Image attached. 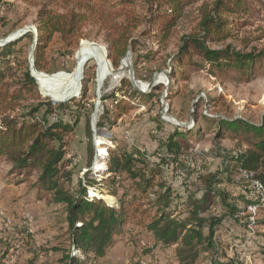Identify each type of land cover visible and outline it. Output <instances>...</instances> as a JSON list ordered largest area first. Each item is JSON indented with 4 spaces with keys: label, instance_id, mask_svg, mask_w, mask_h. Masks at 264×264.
I'll return each mask as SVG.
<instances>
[{
    "label": "trees",
    "instance_id": "16d2710c",
    "mask_svg": "<svg viewBox=\"0 0 264 264\" xmlns=\"http://www.w3.org/2000/svg\"><path fill=\"white\" fill-rule=\"evenodd\" d=\"M23 1L36 8L37 43L33 54L34 67L39 71H47L46 52L55 35L68 45L91 24L105 32V44L114 67L129 51L134 56L136 68L143 60L153 59L158 51L147 47L141 51L137 48L144 45L140 39L165 47L182 22H188L190 29L179 36L176 50L169 57L170 77L182 74L186 66L205 69L204 65L193 61L195 56L209 64L210 74L213 70L224 78L235 74L234 78L241 81L251 79L257 66L264 64L263 50L243 51L228 42L240 29L251 24L255 13L263 11L262 7H255L253 0ZM24 39L31 43L33 33L27 32L0 46V163L10 164L6 172L15 182H27L33 177L30 186L37 194L46 195L54 204L64 206V223L71 245L70 252L62 257L64 264H85L86 261L96 264L131 218L144 225L156 244L173 248L175 264H200L204 254L215 253V226L222 218L206 213L217 195L224 202L229 198L223 192H216V175L198 176L203 185L200 197L179 192L161 179L164 163H177L180 158L188 159L195 153L191 141L196 142L200 133L195 135L190 129L161 126L158 136L161 154L157 163L149 161L140 149L117 147L108 153L104 171L87 176L85 181L79 180L75 187H70L74 171L71 168L73 159L66 153L68 137L81 122L86 105L75 98L57 104L44 101L29 71L23 50ZM89 69L86 64L83 94L88 90ZM187 78L184 74L181 80ZM120 88L125 89L123 99L115 93L101 97L103 101L108 97L113 99L119 116L133 109L135 101L147 102L154 96L153 92L142 94L135 90L125 79ZM102 108L104 115L109 108L104 105ZM65 110L73 116L72 120L63 117ZM92 110L89 106L85 113L84 130L90 141L87 164L95 154L91 142L93 130L89 124ZM205 116L202 117L204 120L215 124L216 138L229 136L236 142V153L226 156L229 164H233L238 172L252 173V177L264 185V122L259 125L242 118L217 117L212 120ZM96 125H104L101 116ZM203 125L206 130H211L206 123ZM166 157L170 159L166 160ZM181 170L186 178L196 174L191 165H185ZM125 181L128 183L122 188ZM246 182L249 193V182ZM91 190L95 194L91 195ZM97 193L100 194L97 196ZM104 194L115 197V202L108 204L107 199L99 198ZM233 200L240 201L243 207L237 210L227 204L232 214L246 211L250 204L264 209L259 199L249 197L245 192ZM183 207L187 208V213H179L178 209ZM210 264L217 263L212 259Z\"/></svg>",
    "mask_w": 264,
    "mask_h": 264
},
{
    "label": "rangeland",
    "instance_id": "374dc122",
    "mask_svg": "<svg viewBox=\"0 0 264 264\" xmlns=\"http://www.w3.org/2000/svg\"><path fill=\"white\" fill-rule=\"evenodd\" d=\"M253 1H256L255 7L257 5L262 7L263 11L255 13L251 18V24L240 29L228 42L243 51L252 49L256 52L264 51V0ZM35 14L36 8L23 0H0V39L26 26L35 27ZM189 29L188 22L180 23L165 47H159L141 38L144 45L140 44L138 49L144 51L147 47L158 52L153 59L139 63L138 68L135 67L134 56L130 51L128 52L129 67L121 73L117 72L121 63L114 67L111 59L108 58L113 72L111 71L105 77L100 90L96 85L95 61L91 59L86 63L90 68L86 78L88 90L86 94L80 91V94L75 97V100H81L86 106L81 122L74 133L68 137L69 145L66 148L67 156L71 155L73 159L71 168L74 171V178L70 187H75L79 180L85 181L87 176H96L104 171L108 153L115 151L117 147L140 149L146 153L149 161L157 163L160 158L158 155L161 154L158 146L159 127L169 125L190 129L195 135L200 133L196 142L191 141L195 153L188 159L180 158L177 163L172 161L168 164L164 163L161 179L179 192L188 195L196 194L200 197L203 185L199 182L198 176L216 175L218 179L214 184L216 192H223L229 197L224 202L217 195L214 204L206 213V215L222 219L215 226L216 252L204 254L200 264H210L212 259H215L217 264H264L262 251L264 249V209L257 208L253 220H251L252 213L248 209L235 214L229 212L228 205L234 206L237 210L243 207L240 201L233 200L234 197L244 192L249 195L244 176L226 159V156L236 153V142L228 138L229 136L223 139L216 138L215 124L202 118L203 115L212 120L217 117L229 120L242 118L254 124H262L264 122V64L257 66L258 69L251 79L241 81L234 78L235 74H229L227 78L215 70L213 74H210L209 64L195 56L193 61L198 65H204L205 69L198 66L191 69L186 66L182 74H174L170 77L169 57L176 50L179 36ZM83 41L103 46L109 56L105 44V32L98 25L91 24L68 45L55 35L46 52L47 71L42 72L46 74L72 72L75 67L76 52ZM23 42L25 43L23 50L29 65L32 42L29 43L27 39ZM127 72H132L136 81L147 85L143 89L144 92L131 83ZM184 74L188 75V78L181 80ZM124 79L142 94L153 92L154 96L147 102L133 103L131 101L134 108L119 116L112 104L113 99L108 97L103 101L101 97L115 93L117 97L123 99L125 89L120 86ZM152 82L155 83L152 85ZM36 85L44 101L52 102L50 97L41 93L37 82ZM157 88L159 90H156ZM103 105L109 108L104 115L102 114ZM89 106L93 109L89 114L90 127L93 130V115L94 127L99 130V133H95L94 130L92 132L91 142L95 154L91 163L87 164L90 141L84 128L87 122L85 113ZM63 113L66 120H72L73 116L67 110ZM100 116L104 121L102 127L96 125ZM203 123L210 126L211 130H206ZM167 159L170 157H166ZM185 165L193 166L196 174L186 178L185 172L181 170ZM9 167L10 164L7 162L0 163V264H64L62 257L71 250L67 225L64 223V206L54 204L46 195L37 194L36 190L30 186L33 177L27 182H15L11 176L7 175L6 171ZM127 183L125 181L122 188L126 187ZM93 194L95 193L91 190V195ZM99 194L97 193V196ZM104 195L109 196L106 200L108 204L115 202V197L110 194ZM178 211L185 213L187 208H179ZM247 221L250 222L247 223ZM73 252L83 257L78 252ZM91 262L86 261L85 264H91ZM134 262L175 264L173 248L156 244L144 225L138 224L131 218L115 237L113 244L107 248L106 255L97 259L96 264Z\"/></svg>",
    "mask_w": 264,
    "mask_h": 264
},
{
    "label": "bare ground",
    "instance_id": "6f19581e",
    "mask_svg": "<svg viewBox=\"0 0 264 264\" xmlns=\"http://www.w3.org/2000/svg\"><path fill=\"white\" fill-rule=\"evenodd\" d=\"M106 54V49L103 46L90 41H83L76 52L75 67L72 72L68 73L62 71L56 74H46L35 69L33 73L36 78V82L40 87L41 93L44 96L57 101H67L75 98L78 94H80L84 66L91 59L95 61V65L97 66L96 85L100 90L105 77L112 71V66L109 60H107ZM129 62L130 55L127 54L122 60L120 70L117 72L121 73L123 72L122 70L128 68ZM127 75H129L130 78L132 76L130 72H127ZM133 84L139 89H144L147 86L135 79L133 80ZM99 198L107 199L105 195H101Z\"/></svg>",
    "mask_w": 264,
    "mask_h": 264
},
{
    "label": "water",
    "instance_id": "95a60500",
    "mask_svg": "<svg viewBox=\"0 0 264 264\" xmlns=\"http://www.w3.org/2000/svg\"><path fill=\"white\" fill-rule=\"evenodd\" d=\"M27 32H31V33H33V41H32V44H31V52H30V54H29V71H30L31 76H32V77L35 79V81H36V78H35L34 73H33V71L36 69V68L34 67V54H33L34 48H35L36 43H37V29H36V27H34V26H26V27H24V28H22V29H20V30H18V31H16V32H14L13 34H11V35H9V36H6V37H4V38H2V39H0V46H3V45H5V44H7V43H10V42H12V41H14V40L20 38L21 36H23V35L26 34ZM127 54H129V53H127ZM106 57H107V60H109V59H108L109 56H108L107 54H106ZM125 57H126V56H125ZM125 57H123V58H125ZM123 58L121 59L120 63H122ZM120 68H121V64H120V67H119L118 70H120ZM131 73H132V72H131ZM130 80H131V83H133L134 77L131 76ZM154 83H155V82H152L151 84L153 85ZM81 88H82V86L80 87V91H81ZM136 88H137V87H136ZM137 89L140 90V91H142V92H144L143 89H139V88H137ZM50 99H51L52 102H54V103H56V102H64V101H57V100H54V99H52V98H50ZM94 120H95V117L93 116V120H92V123H93V130H94L95 133H99V130H96L95 127H94ZM175 124L178 125V123H175Z\"/></svg>",
    "mask_w": 264,
    "mask_h": 264
},
{
    "label": "built area",
    "instance_id": "2783aa9c",
    "mask_svg": "<svg viewBox=\"0 0 264 264\" xmlns=\"http://www.w3.org/2000/svg\"><path fill=\"white\" fill-rule=\"evenodd\" d=\"M244 178L249 182V197L259 199L260 202H264V185L258 180L252 177V173H247L245 171L241 172ZM256 204H251L247 209L252 213L251 220L254 219V215L257 210ZM250 222V221H249ZM252 222V221H251ZM251 224V223H250Z\"/></svg>",
    "mask_w": 264,
    "mask_h": 264
},
{
    "label": "crops",
    "instance_id": "0c3cea01",
    "mask_svg": "<svg viewBox=\"0 0 264 264\" xmlns=\"http://www.w3.org/2000/svg\"><path fill=\"white\" fill-rule=\"evenodd\" d=\"M263 256V255H262Z\"/></svg>",
    "mask_w": 264,
    "mask_h": 264
}]
</instances>
